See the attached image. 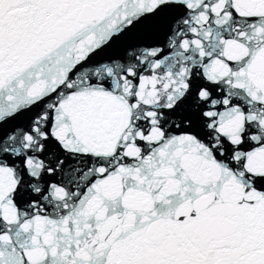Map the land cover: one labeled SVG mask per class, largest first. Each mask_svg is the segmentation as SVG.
<instances>
[{
    "label": "snow or ice",
    "instance_id": "obj_1",
    "mask_svg": "<svg viewBox=\"0 0 264 264\" xmlns=\"http://www.w3.org/2000/svg\"><path fill=\"white\" fill-rule=\"evenodd\" d=\"M0 264H264V0H0Z\"/></svg>",
    "mask_w": 264,
    "mask_h": 264
}]
</instances>
